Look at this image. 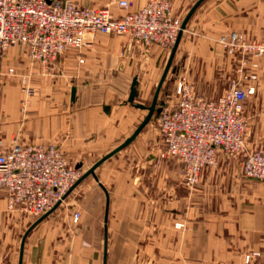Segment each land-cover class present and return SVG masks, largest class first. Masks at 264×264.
Instances as JSON below:
<instances>
[{"label": "crops", "instance_id": "crops-1", "mask_svg": "<svg viewBox=\"0 0 264 264\" xmlns=\"http://www.w3.org/2000/svg\"><path fill=\"white\" fill-rule=\"evenodd\" d=\"M75 1L109 7L117 15L128 11L114 0ZM130 1L129 10L147 2ZM197 1L172 0L173 13L184 20ZM189 23L206 30L182 39L162 89L170 72L178 85L191 76L185 70H233V59L219 38L234 30L264 36V0H204ZM89 39L80 50L63 55L53 73L31 62L22 45L0 49V136L5 147L81 145L88 140L106 146L93 152L99 157L89 170L143 122L149 109L136 104H152L172 50L167 54L159 45L144 46L127 34L97 32ZM214 77L193 74L197 93L220 98L223 93L208 97L202 92L201 85L213 84ZM135 79L138 95L131 102ZM27 86L34 88L33 94H27ZM160 98L161 92L157 107H167ZM247 112L256 115L252 145L264 150V70L256 95L247 99ZM144 128L96 168L97 178H84L93 177L98 185L96 209L81 211L78 227L55 226V216H46L28 234L22 264H105V250L106 264H232L234 253L245 260L251 254L250 262L263 259L264 264V182L247 178L240 158L220 153L218 163L206 168L200 184L190 189L183 181V163L160 158L159 129L151 141V130ZM35 218L9 210L6 191H0V264H20L24 235Z\"/></svg>", "mask_w": 264, "mask_h": 264}, {"label": "built area", "instance_id": "built-area-1", "mask_svg": "<svg viewBox=\"0 0 264 264\" xmlns=\"http://www.w3.org/2000/svg\"><path fill=\"white\" fill-rule=\"evenodd\" d=\"M114 1L128 11L117 15L109 7H87L75 0H0V49L22 45L31 62L53 73L63 55L91 43L89 36L97 32L127 34L148 47H174L183 20L173 14L172 0H147L136 10H129L130 0ZM220 43L230 54L239 55L238 70H247L248 56L264 54V41L248 40L235 31L223 34ZM251 66L257 68L259 62ZM25 90L28 95L35 91L30 86ZM255 91V84L233 80L213 100L193 91L186 79L178 83L176 106L164 107L157 116L163 144L160 158L183 163L188 188L198 186L204 170L218 163L220 153L241 158L244 175L264 181V151L249 149L247 143L245 100ZM80 177L79 168L57 143L5 147L0 136V191H6L10 210L39 217L63 201ZM79 216L76 213L75 220Z\"/></svg>", "mask_w": 264, "mask_h": 264}, {"label": "rangeland", "instance_id": "rangeland-1", "mask_svg": "<svg viewBox=\"0 0 264 264\" xmlns=\"http://www.w3.org/2000/svg\"><path fill=\"white\" fill-rule=\"evenodd\" d=\"M205 30L206 29H204V27L202 29L199 25L191 24L188 22L187 27L183 30L181 39L179 41V45H180V42L182 41V39H184V41H185V39L190 40V38H192V37H197V36L203 34L205 32ZM234 31L242 34L248 40H252V41H256V42H263L264 41V36H262L261 38L249 37L240 31H236V30H234ZM231 32H233V31H231ZM231 32H228V33H231ZM107 34H111V33H107ZM115 35H126V34H115ZM219 41H220V38H219ZM166 49L167 50L165 52H167V54H170L172 48H170V49L166 48ZM224 50L233 59V63H234L233 70H185V71H188L189 74L191 75L189 78H186V81L190 84L193 91H195L197 93L199 91L195 88V84H194L193 80H191V77L193 76V74L196 75V78H198V76H200L201 73L204 75H207V77H210L211 75L213 77V75H214L215 76L214 77L215 82L213 84H211L210 82H206V83L201 85V87H204V89H202L203 90L202 92L203 93L205 92L204 94H206V96H208V97H210L212 95L218 96L221 93H224L226 88L231 84V82L233 80H237L243 85L255 84L256 91L254 94H251L250 96L247 97V99L249 100L250 97L255 96L256 92H257V81L260 80L261 72H262V70H264V54L262 56H260L259 58H254V56H248L247 59H248L249 63L247 65V70H238V68L240 66L239 55L238 54H235V55L230 54L229 51L225 47H224ZM72 51L73 50H71V52ZM234 60H236V62H234ZM253 61L259 62V66L257 68H252L251 65H252ZM171 74H174V73L170 72V75L168 76V78L166 80L165 87L161 91V98L160 99H162L163 101L165 100V106H174L176 104V102L178 101V92H177L178 85H176V80H178V79L176 78L175 75H171ZM253 74H256L257 77L252 80L250 76ZM183 79H185V78H183ZM183 79H181V80H183ZM153 94H154V92H153ZM247 99L245 100V107H246ZM148 101L150 103V101H152V99H149ZM162 109L163 108H161V110ZM245 114L248 117V121H249V131H248V138H247L248 148L249 149L263 150L261 148L253 146L251 139H250L252 126H253L254 118L256 115L255 114L254 115L248 114V112ZM144 130H151V132H152L151 133V141H153L154 137L158 134L157 133L158 132L157 117L156 118L153 117L151 119V121L145 126ZM92 132H93L92 134L94 135L95 128H94V131H92ZM54 143H57L62 148V150H64V152H65L66 156L69 158V160H71L79 168L81 176H83V174L86 172L87 168L93 163V161H95L99 157V155L97 156V155L93 154V152L100 151V150L102 151L103 149H107L106 146H104L102 144H96L95 142H90L89 140L85 144L83 143L81 145L80 144H76V145L72 144V145H66L65 146L59 142H54ZM241 161H242V159H241ZM241 164H242V162H241ZM257 181H261V180H257ZM261 182H264V181H261ZM97 186L98 185L95 182V180L93 179V177H90V179L89 178L83 179L77 186H75L73 189H71L67 193L68 195L66 194L67 196L64 198V200L61 201L58 204V206L56 207V209L52 213L49 214V215L52 214V216H55L53 218V221H54L53 225L58 226V227H67V226L68 227L69 226L70 227H78L80 222H81V211H84L85 208H87V210H89V212H92L96 209L95 202H96ZM78 212L80 213L79 219L75 220L76 213H78ZM23 213L26 215H29L26 212H23ZM41 216H39V217H41ZM32 217H35V216H32ZM39 217H36L35 219H37ZM25 228H26V226H25ZM250 259L251 258L248 259L246 256V260L248 261L247 262L244 259V257L242 256V254L234 253L233 259H232V264H263V259H255L251 262H250Z\"/></svg>", "mask_w": 264, "mask_h": 264}, {"label": "water", "instance_id": "water-1", "mask_svg": "<svg viewBox=\"0 0 264 264\" xmlns=\"http://www.w3.org/2000/svg\"><path fill=\"white\" fill-rule=\"evenodd\" d=\"M204 0H198L194 6L190 9L189 13L187 14V16L185 17V19L183 20V23H182V29L180 31V34H179V37H178V40L176 42V44L174 45V47L172 48V53H171V56H170V59H169V62H168V65L166 67V70L162 76V79L156 89V92H155V95H154V99H153V102L151 105L147 106L145 104H142V103H139V104H136L137 106L139 107H143V108H148L149 109V113L148 115L146 116V118L143 120V122L138 126V128L134 131V133L128 137L122 144H120L119 146H117L115 149H113L111 152H109L108 154L104 155L101 159H99L97 162H95V164L89 169L87 170L83 176H81V178L76 182V184L73 186V188L75 186H77L85 177H87L88 175L90 174H93L96 178V168L102 163L104 162L106 159H108L109 157H111L112 155H114L116 152H118L119 150L123 149L124 147H126L127 145H129L137 136L138 134L143 130V128L151 121V119L154 117L156 118L158 116V114L160 113L161 111V108H158L157 107V104H158V99H159V95H160V92L162 90V87H163V84H164V81L167 77V74L169 72V69H170V66L173 62V59H174V56H175V53H176V50H177V47L179 45V41L181 39V36H182V33H183V30L187 27V24L189 22V20L191 19L192 15L194 14V12L196 11V9L199 7V5L203 2ZM137 79L134 80V83H133V86H132V91H131V94H130V97H129V100L131 102H134L135 101V98L136 96L138 95V88H137ZM72 188V189H73ZM107 194H108V190L105 189ZM68 195V194H67ZM66 195V196H67ZM65 196V197H66ZM58 206V204L51 210H49L48 212H46L45 214H43L41 217H39L36 222H34V224H32V226H30V228L27 230V232L25 233L24 235V239H23V243H22V248H21V256H20V264H22V259H23V252H24V245H25V241H26V238L28 236V234L30 233V231L39 223L41 222L46 216H48L50 213H52L56 207ZM106 261H107V251L105 250V264H106Z\"/></svg>", "mask_w": 264, "mask_h": 264}]
</instances>
